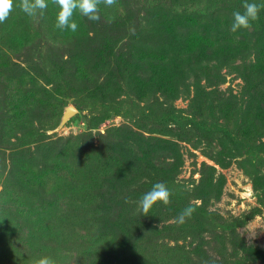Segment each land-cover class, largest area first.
<instances>
[{"label":"rangeland","instance_id":"1","mask_svg":"<svg viewBox=\"0 0 264 264\" xmlns=\"http://www.w3.org/2000/svg\"><path fill=\"white\" fill-rule=\"evenodd\" d=\"M225 1L98 0L73 32L57 0L32 17L13 0L0 264H264V5L233 32L245 0ZM155 183L169 202L144 212Z\"/></svg>","mask_w":264,"mask_h":264},{"label":"clouds","instance_id":"2","mask_svg":"<svg viewBox=\"0 0 264 264\" xmlns=\"http://www.w3.org/2000/svg\"><path fill=\"white\" fill-rule=\"evenodd\" d=\"M57 2L59 7L55 23L57 29L76 31L77 24L73 20V15L77 10L90 20L98 19V0H57ZM262 5H264V0H261V4L256 3L255 0H252V2L245 0L243 5L244 11H235L233 13L231 30L236 32L240 29L249 28L251 22L258 18ZM12 7L13 0H0V23L8 18ZM47 7V0H23L22 3V11L29 17L43 13ZM169 197L170 191L166 185L163 183H155L149 191L143 194L139 203L142 210L147 212L157 202L167 204ZM193 211L194 209L192 207L185 208L177 217L178 223H184L186 217H190ZM36 264H53V261L48 257H42L36 261Z\"/></svg>","mask_w":264,"mask_h":264},{"label":"water","instance_id":"3","mask_svg":"<svg viewBox=\"0 0 264 264\" xmlns=\"http://www.w3.org/2000/svg\"><path fill=\"white\" fill-rule=\"evenodd\" d=\"M76 112H77V110L73 106L66 108V110H65V112L61 118V122H60L59 126L56 128V131H60L64 127V125L69 121V119L76 114Z\"/></svg>","mask_w":264,"mask_h":264},{"label":"trees","instance_id":"4","mask_svg":"<svg viewBox=\"0 0 264 264\" xmlns=\"http://www.w3.org/2000/svg\"><path fill=\"white\" fill-rule=\"evenodd\" d=\"M222 2H223V3H224V2L226 3V2H229V1L222 0ZM215 7H217V4H215Z\"/></svg>","mask_w":264,"mask_h":264}]
</instances>
